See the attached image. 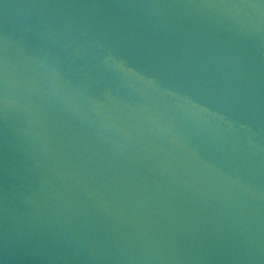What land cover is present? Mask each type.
<instances>
[{"label":"water","instance_id":"95a60500","mask_svg":"<svg viewBox=\"0 0 264 264\" xmlns=\"http://www.w3.org/2000/svg\"><path fill=\"white\" fill-rule=\"evenodd\" d=\"M0 264H264V0H0Z\"/></svg>","mask_w":264,"mask_h":264}]
</instances>
